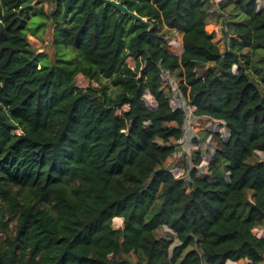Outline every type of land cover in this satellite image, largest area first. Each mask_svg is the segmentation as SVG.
Returning <instances> with one entry per match:
<instances>
[{
	"label": "trees",
	"instance_id": "trees-1",
	"mask_svg": "<svg viewBox=\"0 0 264 264\" xmlns=\"http://www.w3.org/2000/svg\"><path fill=\"white\" fill-rule=\"evenodd\" d=\"M117 1L152 26L100 0H0V227L17 224L0 264L263 263L264 0ZM219 13L223 51L207 29ZM49 21L53 62L28 39ZM162 69L227 131H204L214 154L203 170L195 152L181 178L186 115Z\"/></svg>",
	"mask_w": 264,
	"mask_h": 264
},
{
	"label": "rangeland",
	"instance_id": "rangeland-1",
	"mask_svg": "<svg viewBox=\"0 0 264 264\" xmlns=\"http://www.w3.org/2000/svg\"><path fill=\"white\" fill-rule=\"evenodd\" d=\"M223 0H212L213 4L220 3ZM262 0H260V3ZM40 6L44 7V10L46 14H50L51 11L53 10V7L51 5H45V4H40ZM218 10H214V13H217ZM223 18L224 15H220L219 13V18L216 19L215 17L210 18L209 20V25L207 27L209 32H216V39L215 43L221 48L223 51L225 49V39L223 37L222 29L224 27L223 25ZM29 42L32 46V48L35 49L37 54H42L44 53L50 61H54V55H55V48L53 46V25L52 23L46 22L45 26L40 28L38 33L35 35H29L28 36ZM166 39L170 45V50L171 52L180 55L182 52V34L177 32V31H171L166 35ZM129 65L131 67H134L135 63L133 60H129ZM77 85L82 88H86L88 86H93V87H101V85H107L108 86V92H114L115 89L114 87L109 83V81L103 80L102 84H98L94 81H90L87 78L83 77L82 75H79L77 77ZM145 100L148 103V106L150 108H155L156 103L153 99V97L149 94L145 95ZM193 126H198L195 136L192 138L191 136H188V142L187 145L185 143L181 144L180 142H177V151L175 152V155L173 156V162L172 165L178 166L177 168H174L172 170V174L176 178H181L185 176L184 172V165L183 163L185 161H190L191 158L193 157L194 153L197 152L198 150L202 152V156L204 158V163L200 165V168L203 170H206V162L209 160V158L214 154V149H215V138L211 137L210 135H207L204 133L207 130L210 133L214 132H219V131H224L225 128H222V125L218 124L217 122H214L208 118H198L194 121ZM204 129V130H200ZM207 129V130H206ZM199 137V138H198ZM185 145V146H184ZM179 160V161H178ZM256 160H264V153H258L256 156ZM204 173V172H203ZM1 221L4 224H7V231H4L0 227V244H3L5 242H8L10 237L15 236L16 233V222L15 220H12L11 217L8 214H5L3 218H1ZM113 226L114 228H120L123 226V220L122 219H115L113 221ZM169 231H167L166 228L160 229L158 231L160 236H165ZM258 237L264 236V230H256L254 232ZM232 264V262L228 263ZM238 264H246L245 261H241Z\"/></svg>",
	"mask_w": 264,
	"mask_h": 264
},
{
	"label": "built area",
	"instance_id": "built-area-1",
	"mask_svg": "<svg viewBox=\"0 0 264 264\" xmlns=\"http://www.w3.org/2000/svg\"><path fill=\"white\" fill-rule=\"evenodd\" d=\"M160 80H161L162 86L165 87L170 93L171 107L173 108V110H181V111L185 112L186 120H185L184 129H183L184 136L180 141H181V144L185 143V145H187V142H188L187 137L188 136H191L192 138L194 136H195V138L197 137L196 134H197V127L198 126H193L194 121L196 119H198V117L195 116L196 108L189 103L188 99H186L184 97V94L181 90L180 78H178L176 75H174L169 69H162L161 70ZM222 128H224V127H222ZM219 133L226 134L227 131L225 129L224 131H219ZM210 158H209V160H210ZM208 161L206 162V167L208 166ZM202 163H204V161ZM230 262H232V264H238L239 261L238 262L228 261L227 264ZM245 262H246V264H249V261H245ZM261 264H264V262Z\"/></svg>",
	"mask_w": 264,
	"mask_h": 264
},
{
	"label": "water",
	"instance_id": "water-1",
	"mask_svg": "<svg viewBox=\"0 0 264 264\" xmlns=\"http://www.w3.org/2000/svg\"><path fill=\"white\" fill-rule=\"evenodd\" d=\"M105 5L112 6L117 11L121 12L123 15L132 18L134 21L140 22L144 25L151 27V23H149L146 19L140 17L137 13L130 11L124 4L117 0H100Z\"/></svg>",
	"mask_w": 264,
	"mask_h": 264
},
{
	"label": "crops",
	"instance_id": "crops-1",
	"mask_svg": "<svg viewBox=\"0 0 264 264\" xmlns=\"http://www.w3.org/2000/svg\"><path fill=\"white\" fill-rule=\"evenodd\" d=\"M241 261H239L238 263H240Z\"/></svg>",
	"mask_w": 264,
	"mask_h": 264
},
{
	"label": "bare ground",
	"instance_id": "bare-ground-1",
	"mask_svg": "<svg viewBox=\"0 0 264 264\" xmlns=\"http://www.w3.org/2000/svg\"><path fill=\"white\" fill-rule=\"evenodd\" d=\"M128 109V108H127Z\"/></svg>",
	"mask_w": 264,
	"mask_h": 264
}]
</instances>
